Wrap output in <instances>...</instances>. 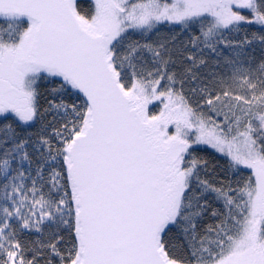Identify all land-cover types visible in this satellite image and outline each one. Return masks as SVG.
<instances>
[{"label": "snow or ice", "instance_id": "obj_1", "mask_svg": "<svg viewBox=\"0 0 264 264\" xmlns=\"http://www.w3.org/2000/svg\"><path fill=\"white\" fill-rule=\"evenodd\" d=\"M0 264H264V0H0Z\"/></svg>", "mask_w": 264, "mask_h": 264}, {"label": "trees", "instance_id": "obj_2", "mask_svg": "<svg viewBox=\"0 0 264 264\" xmlns=\"http://www.w3.org/2000/svg\"><path fill=\"white\" fill-rule=\"evenodd\" d=\"M79 3L81 4L82 9L86 10L88 7H90V0H79ZM243 38L242 36L240 37ZM183 39L187 40L188 37H183ZM43 103V102H42ZM151 111L155 112L157 111V108L150 106ZM201 155H206V153H200Z\"/></svg>", "mask_w": 264, "mask_h": 264}]
</instances>
